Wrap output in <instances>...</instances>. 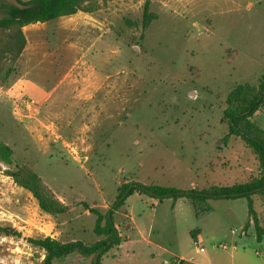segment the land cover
<instances>
[{"label": "rangeland", "instance_id": "1", "mask_svg": "<svg viewBox=\"0 0 264 264\" xmlns=\"http://www.w3.org/2000/svg\"><path fill=\"white\" fill-rule=\"evenodd\" d=\"M12 4L0 0V17ZM143 6L144 0H109L90 14L99 24L93 28L75 16L26 29L20 71L51 98L20 101L0 87V141L70 212H42L31 193L3 172L14 165H2L0 225L21 236L0 235V264L42 259L28 237L100 240L85 203L105 213L124 182L205 191L259 175L256 155L229 134L223 112L237 85L257 84L264 75V0H152L145 28ZM88 61L100 80L112 76L106 86L115 82L116 94L83 121L80 99L70 94L61 102L58 95L81 86V77L69 87L61 80L76 62L81 75ZM56 113L60 120L47 129L46 118ZM64 120H72L70 129ZM247 220L245 198L209 199L195 207L188 198L160 201L135 193L115 214L129 242L111 249L102 264H264V239L258 241L252 227L243 230ZM196 229L197 242L191 235ZM74 264L91 262L77 257Z\"/></svg>", "mask_w": 264, "mask_h": 264}, {"label": "trees", "instance_id": "2", "mask_svg": "<svg viewBox=\"0 0 264 264\" xmlns=\"http://www.w3.org/2000/svg\"><path fill=\"white\" fill-rule=\"evenodd\" d=\"M16 4L5 7L6 15L0 17V87L8 89L20 75L19 63L27 46L24 27L46 23L63 17H72L80 12L92 14L106 8L109 0H15ZM152 0H144L143 28L146 27ZM143 37V35L141 36ZM227 107L223 112V122L229 126L230 135L240 137L254 152L259 163V175L246 183L232 186H212L208 190L182 191L173 187L146 186L138 182H124L109 210L102 213L85 203L86 209L96 216L95 234L100 240L86 244L81 240L61 241L51 236L28 237L33 249L42 253L33 264H55L63 262L69 255L89 259L91 264H102L103 257L123 242L118 231L115 214L125 206L128 197L135 193L149 195L157 200L188 198L196 207L209 199L245 198L248 205V220L243 230L254 229L258 241L264 239V129L253 119L264 109V75L257 84L237 85L229 94ZM2 165L13 166L3 172L13 182L28 192L37 201L40 210L51 216L70 212L66 205L25 163L19 164L13 158L12 148L0 141V172ZM205 210V209H204ZM10 226L0 225V235L21 236L11 231ZM200 231L193 230L191 235L197 242Z\"/></svg>", "mask_w": 264, "mask_h": 264}, {"label": "crops", "instance_id": "3", "mask_svg": "<svg viewBox=\"0 0 264 264\" xmlns=\"http://www.w3.org/2000/svg\"><path fill=\"white\" fill-rule=\"evenodd\" d=\"M80 14H82V12H80V13L72 16V17H75V16L78 17L79 16L80 18H82L83 22H82L81 26L93 28V27H95V25H99L98 21L95 20L93 17H91L90 14H87V13H84L83 15H80ZM38 24H40V23H38ZM28 26H33V25H28ZM28 26L24 27V32L26 31ZM27 44H28V41H27ZM25 50H26V48H25ZM84 66H85V68H84L81 75L75 74V70L78 68L77 62L72 64L65 71V73L63 74V78L61 80V83L66 81L68 87L71 85H78L79 84V78L81 77V80H80L81 86L80 87L76 86V88H74V90L73 89H71V90L65 89L64 91H62V93L60 95H58V101L62 102L68 95L73 94L74 95L73 98L76 97V98L80 99L81 107L83 108V112L85 113L84 114L85 117L83 116V121H88L87 116H90L89 119L92 118L93 114H95V112L97 110L101 111L103 109V107H105V103H106L105 100L107 98L112 97V94L113 95L116 94V84H115V82H113V84H110L109 89L107 90L105 80L106 79L111 80L112 76L108 75V76H106V79L104 78L105 80H100L99 76H97V71H96L95 65L91 64V62L88 61V62L84 63ZM120 86H121V82L118 83L119 89H120ZM5 92L8 94L10 93L14 97L16 96V98H18L20 101H23L25 99H30L31 101L34 102V104L38 101V98L41 99L42 103H46L51 98V92L43 91V89L41 87H39V85H37L33 80H31L28 77V72H26L24 69H22V71H20L19 77L13 82V84ZM119 95H120V93H119ZM99 96H101V100H98L96 102V99ZM66 104H67V101H66ZM27 107H25L26 108L25 111L31 113L32 110L30 109L29 106H27ZM34 111H37V109L34 108ZM27 117H31V115H28ZM60 118H61V113L54 114L53 118H51V115H50L48 118H46V120H49L50 127L46 126V128L53 130L52 128L55 124L53 119L60 120ZM253 119L257 122V124L259 126H261L264 129V127H263L264 126V109L258 111L254 115ZM61 121H63V120H61ZM261 121H262V123H261ZM64 122L66 123V128L70 129L72 127V120H64ZM40 123H42V122H40ZM89 128H90V125H88V123H87V125L83 129L86 130ZM56 137L61 138V135L58 134ZM59 198L62 201H64L61 197H59ZM90 207H92V206H90ZM107 207L108 206H106V208ZM245 232L247 233V231H245ZM120 235H122V234H120ZM51 237L57 238L61 241H67V240H62L59 236L51 235ZM128 242L129 241H126L125 239H123V242L119 246L120 247L125 246ZM119 246H117V247H119ZM76 256H77L76 254L69 255L65 259L63 264H68V262L71 264H74V262H76V260H77Z\"/></svg>", "mask_w": 264, "mask_h": 264}, {"label": "built area", "instance_id": "4", "mask_svg": "<svg viewBox=\"0 0 264 264\" xmlns=\"http://www.w3.org/2000/svg\"><path fill=\"white\" fill-rule=\"evenodd\" d=\"M242 235H245V232L244 231L242 232ZM223 248H225V246H223Z\"/></svg>", "mask_w": 264, "mask_h": 264}, {"label": "water", "instance_id": "5", "mask_svg": "<svg viewBox=\"0 0 264 264\" xmlns=\"http://www.w3.org/2000/svg\"><path fill=\"white\" fill-rule=\"evenodd\" d=\"M11 231H13V230H11Z\"/></svg>", "mask_w": 264, "mask_h": 264}]
</instances>
